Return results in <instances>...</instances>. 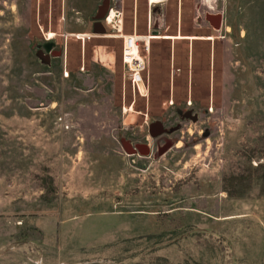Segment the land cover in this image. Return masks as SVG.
<instances>
[{"label": "rangeland", "instance_id": "374dc122", "mask_svg": "<svg viewBox=\"0 0 264 264\" xmlns=\"http://www.w3.org/2000/svg\"><path fill=\"white\" fill-rule=\"evenodd\" d=\"M0 264H264V0H0Z\"/></svg>", "mask_w": 264, "mask_h": 264}, {"label": "water", "instance_id": "95a60500", "mask_svg": "<svg viewBox=\"0 0 264 264\" xmlns=\"http://www.w3.org/2000/svg\"><path fill=\"white\" fill-rule=\"evenodd\" d=\"M109 8L107 3H104L103 6L100 8V10L97 13L96 16V22L94 24V33H103L106 34L107 30L103 24L104 19L106 18L108 14ZM206 20L218 31L222 29L223 26V15L222 14H207ZM42 52V51H41ZM62 56V53H61ZM37 57L41 61L42 64H45L47 66H51L50 56H42V53H37ZM188 114H191V112H188ZM198 117H192L193 121H197ZM166 133V130L162 128V125L160 123L152 124L150 127V134L152 137L156 138L162 134ZM172 147L171 143L166 144L163 148H160L159 150V156H163L165 153H167ZM124 151L129 155H139L142 157H149L151 156V148L148 144H130L125 143L123 145Z\"/></svg>", "mask_w": 264, "mask_h": 264}, {"label": "bare ground", "instance_id": "6f19581e", "mask_svg": "<svg viewBox=\"0 0 264 264\" xmlns=\"http://www.w3.org/2000/svg\"><path fill=\"white\" fill-rule=\"evenodd\" d=\"M163 2V0H150V4L153 6V5H156V4H161ZM115 10L114 11H112L113 9H109V11H108V14H107V16H106V18H108L107 19V21L106 22H109V19L111 20V21H113V23H114V25L117 27V29H119V30H123L122 32H123V35L125 36V33H124V20H123V22H122V20L120 19L121 17H120V14L119 13H123L122 11H121V8L120 9H118V8H114ZM112 12H111V11ZM110 12V13H109ZM122 25H123V28H122ZM118 34V32H116V34L115 35H117ZM113 36V35H107V36H96V35H83V34H78V35H71V36H73V37H75L76 39H78V40H91V39H93V38H121V37H119V35H117V36ZM55 34L54 33H52V32H50V33H48L47 34V37H48V40H53V39H55ZM70 36V37H71ZM133 37L134 38H137L138 39V41L139 42H145L146 43V48H148V50H149V48H150V50H151V42L152 41H154V40H175L176 38H173V37H170V36H161V37H156V36H154L153 34H150L149 36H140V35H138L137 33L135 34V35H133ZM177 39H181V37H178ZM140 46H138L137 44L135 45V47H134V49H133V51H132V53H133V55H134V58H135V60H143V57L141 56V53H140ZM130 61V60H129ZM134 62H132L130 65H129V67L131 68V69H129V67L127 66V68L131 71V72H133L135 69V65L133 64ZM143 95V94H142Z\"/></svg>", "mask_w": 264, "mask_h": 264}, {"label": "built area", "instance_id": "2783aa9c", "mask_svg": "<svg viewBox=\"0 0 264 264\" xmlns=\"http://www.w3.org/2000/svg\"><path fill=\"white\" fill-rule=\"evenodd\" d=\"M120 14V19L124 20V15L123 13H119ZM108 18H105V23H107L108 25V22L107 21ZM110 27V29L113 31V32H118L117 35H119V37H121L120 39L123 41V62L124 64L126 65V67L134 62L133 64L135 65V70L132 72L133 73V76H134V83H138V78H140L141 76V73L145 70V65H146V62H145V56H142L143 57V60H135L134 58V55L132 53L135 45L137 44L138 46H140V42L138 41L137 38H134L133 35H123V30H119L117 29V27L112 24V25H108ZM122 28H123V25H122ZM146 52H149L148 48H146ZM130 60V61H129ZM129 69H131L129 67ZM138 85V84H137Z\"/></svg>", "mask_w": 264, "mask_h": 264}, {"label": "flooded vegetation", "instance_id": "af4514ba", "mask_svg": "<svg viewBox=\"0 0 264 264\" xmlns=\"http://www.w3.org/2000/svg\"><path fill=\"white\" fill-rule=\"evenodd\" d=\"M104 22H105V19H104ZM53 51H54V44L53 43L52 44H47L44 47H38V53H42V56H50V59H48V61H50V63H51V58H52V55H53ZM51 65H52V63H51ZM181 116H182V118H186V119L194 117L192 115V113L188 114V112L187 113H181Z\"/></svg>", "mask_w": 264, "mask_h": 264}, {"label": "crops", "instance_id": "0c3cea01", "mask_svg": "<svg viewBox=\"0 0 264 264\" xmlns=\"http://www.w3.org/2000/svg\"><path fill=\"white\" fill-rule=\"evenodd\" d=\"M93 31H94V24H93ZM78 34H83V35H89L90 32L88 30H82V31H79L77 33H68V35H78ZM98 53V56H100V58L103 56V55H107L106 51H105V47H98L97 49V52ZM102 59V58H101ZM101 61V60H100Z\"/></svg>", "mask_w": 264, "mask_h": 264}]
</instances>
